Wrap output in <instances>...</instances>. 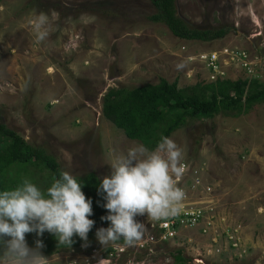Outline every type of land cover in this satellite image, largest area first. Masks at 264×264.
<instances>
[{
	"label": "rangeland",
	"instance_id": "obj_1",
	"mask_svg": "<svg viewBox=\"0 0 264 264\" xmlns=\"http://www.w3.org/2000/svg\"><path fill=\"white\" fill-rule=\"evenodd\" d=\"M53 10L59 17L51 18L49 38L37 43L35 14ZM175 10L191 27L230 31L211 42L179 40L148 20L155 13L149 0H0V123L43 148L60 172L101 180L113 154L140 144L103 117L108 89L160 79L179 89L205 84L208 68L199 56L210 54L222 79L264 83V0H175ZM170 139L211 187V210L200 226L151 250L133 245L111 255L110 243L101 246L94 235L93 247L60 250L47 257L50 264H173L176 250L204 264H264V103L187 124ZM44 177L50 171L43 166L26 179L44 191Z\"/></svg>",
	"mask_w": 264,
	"mask_h": 264
},
{
	"label": "clouds",
	"instance_id": "obj_2",
	"mask_svg": "<svg viewBox=\"0 0 264 264\" xmlns=\"http://www.w3.org/2000/svg\"><path fill=\"white\" fill-rule=\"evenodd\" d=\"M58 17L54 10L35 14L32 30L37 43L49 38L51 18ZM206 83H211L207 74ZM184 157V150L168 137H162L155 150L139 144L126 155H112L111 172L101 179L97 189L108 213L101 220L109 222L107 228L101 227L95 233L101 246L123 239L125 245L110 244L109 248L124 252L145 234L146 226L135 219L137 216L158 221L179 214L186 198L185 190L179 186L188 168ZM92 215V200L86 198L77 177L67 171L61 172L46 191L28 179L13 190L0 191V264H50L41 252L45 247L41 239L34 242V247L28 246L26 234L30 233L41 237L48 232L59 245L69 247L75 243L73 238L79 237L84 242L81 247H88V233L95 224L88 218ZM98 264L108 262L101 259Z\"/></svg>",
	"mask_w": 264,
	"mask_h": 264
},
{
	"label": "trees",
	"instance_id": "obj_3",
	"mask_svg": "<svg viewBox=\"0 0 264 264\" xmlns=\"http://www.w3.org/2000/svg\"><path fill=\"white\" fill-rule=\"evenodd\" d=\"M155 13L148 17L152 23L163 24L171 35L179 40L211 42L222 39L230 29L225 26L213 29H201L189 26L177 16L175 0H149ZM264 103V83L257 79L221 80L206 84L197 83L192 87L179 89L177 82L168 83L160 79L156 85H142L133 88L112 87L102 97V115L121 130L128 140L137 141L149 150H155L162 137H168L187 124L213 119L220 114L239 116L254 105ZM200 139L195 144L199 145ZM50 171V177L41 178L46 191L60 177L57 162L43 148L28 144L13 130L0 123V191L13 190L21 185L26 176L42 170ZM31 168V169H30ZM21 174H24L21 176ZM8 175V177H7ZM82 183L86 198L92 200L95 221L88 233V243L94 246L97 227L107 228L109 222L102 221L107 210L102 207L105 201L97 189L101 180L93 173L77 177ZM41 239L45 245L41 249L45 257L60 250L81 248L83 241L74 237L75 243L69 247L59 245L52 234L45 232L41 237L35 233L26 234L29 247ZM110 244L125 245L123 239ZM107 254L112 253L111 248ZM173 264H195L183 256L181 250L173 252Z\"/></svg>",
	"mask_w": 264,
	"mask_h": 264
},
{
	"label": "built area",
	"instance_id": "obj_4",
	"mask_svg": "<svg viewBox=\"0 0 264 264\" xmlns=\"http://www.w3.org/2000/svg\"><path fill=\"white\" fill-rule=\"evenodd\" d=\"M238 54L240 58L241 54L243 57V53ZM199 60L202 64L207 65V79L209 82H214L223 77L224 72H222L218 66L220 62H218L216 55L210 54V57L200 55ZM200 169L202 170V168L199 167L195 169L192 166H188L186 173L179 181V186L186 192V198L180 205L178 215L158 221H153L146 215L143 216L141 223L145 224L146 231L143 238L137 242L136 245L140 248L146 245L145 248L142 249L151 250L155 245H164L174 242L178 239L181 230L200 226L206 216V211L211 210L209 205L212 203L210 199L212 192L211 187L209 185H204L200 178L196 177ZM191 175H193V177H189ZM205 225L207 226V224ZM208 228L207 226L202 232L207 233ZM227 238L228 240H233L230 236ZM231 247L236 248L237 243L233 242Z\"/></svg>",
	"mask_w": 264,
	"mask_h": 264
}]
</instances>
